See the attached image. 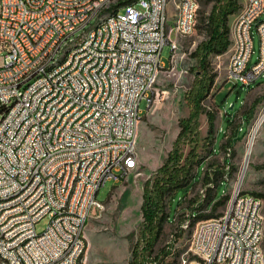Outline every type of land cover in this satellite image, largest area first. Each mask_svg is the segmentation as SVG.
I'll use <instances>...</instances> for the list:
<instances>
[{
	"label": "built area",
	"instance_id": "obj_1",
	"mask_svg": "<svg viewBox=\"0 0 264 264\" xmlns=\"http://www.w3.org/2000/svg\"><path fill=\"white\" fill-rule=\"evenodd\" d=\"M177 0H0V264H83L84 229L102 185L137 157L132 127L154 91ZM199 0H184L182 36ZM118 7L108 18L107 8ZM264 0H246L231 29L230 77L264 75ZM260 52L254 53V32ZM72 66L50 72L64 47ZM37 59H48L46 68ZM10 107V114H3ZM262 197L240 189L201 219L181 264H264ZM50 216L46 229L36 224Z\"/></svg>",
	"mask_w": 264,
	"mask_h": 264
},
{
	"label": "rangeland",
	"instance_id": "obj_2",
	"mask_svg": "<svg viewBox=\"0 0 264 264\" xmlns=\"http://www.w3.org/2000/svg\"><path fill=\"white\" fill-rule=\"evenodd\" d=\"M240 2L244 4V0ZM199 3L197 25L191 35L182 36L177 33L175 20H169L170 37L175 41V46L165 45L161 57L164 66L160 69L154 91L150 94L151 100L148 102L144 98L141 102L136 167L119 182L111 179L101 186L98 199L105 202V209L93 208L92 216L86 223L84 234L87 251L83 264H129L132 259V249L137 241V228L143 219L141 205L145 181L167 158L180 131V121L190 113L186 94L198 75L195 70L197 60L193 52L198 44L208 37L206 17L214 1L199 0ZM239 12L240 10L229 16L231 29ZM174 17L175 8L172 10V18L175 19ZM262 18L264 19V14ZM254 35L251 63L257 60L260 52V38L256 30ZM209 60L217 76L203 102L205 111L200 117L197 140L184 145L186 154L196 146L200 162L195 165L193 174L196 176L191 178L188 187L166 197L163 208L164 231L156 244L155 254L171 243L174 244L164 264H181L183 253L189 251L191 246L197 223L207 217L196 219L192 215L191 207L196 203L193 200L200 199L206 189L202 179L204 171L210 165L225 169L217 195L218 198L228 195V198L215 210L211 207L201 209L202 215H221L231 202L234 192L239 189L243 192L262 193L264 200V120L256 133L245 168L247 148L253 129L264 112V75L251 86H247L228 77L230 61L228 50L220 54H211ZM258 98L261 100L253 110V118L245 122V113L252 108ZM232 103H235L234 107L228 114L227 110ZM208 111L216 115L213 143L207 139ZM227 117L232 119V124L227 121ZM237 128L239 133L236 136ZM231 137L236 138L233 147L230 149L224 147ZM201 164L203 167L196 174L197 166ZM262 211L264 214V203ZM49 222L50 216H44L36 224L38 232L46 229ZM180 232L182 236L176 240Z\"/></svg>",
	"mask_w": 264,
	"mask_h": 264
},
{
	"label": "trees",
	"instance_id": "obj_3",
	"mask_svg": "<svg viewBox=\"0 0 264 264\" xmlns=\"http://www.w3.org/2000/svg\"><path fill=\"white\" fill-rule=\"evenodd\" d=\"M213 1V7L206 17L208 37L200 42L193 52V56L197 60L195 70L198 75L193 86L186 94L190 113L180 121V131L167 158L145 181L141 205L143 219L137 228V241L132 249V259L129 264H164L174 244L171 243L155 254L156 244L164 231L165 215L163 214V208L166 197L173 192L177 193L180 189H186L190 184L191 178L196 176L193 171L195 165L200 162L196 146L186 154L184 145L197 140L200 117L205 111L203 102L209 95L217 76V73L211 68L209 57L213 53L220 54L228 50L231 43L229 16L243 8L240 0ZM260 100L259 98L256 99L252 108L245 113V122H249L253 118V110ZM227 112L228 114L231 113L230 105ZM207 118L209 123L207 139L210 143H213L215 139L216 115L208 111ZM227 121L232 124L231 118L227 117ZM235 133L237 136L239 128L235 130ZM235 141L236 138L231 137L223 146L230 149ZM202 167V164L197 166L198 171L196 174ZM224 174L225 169L214 168L213 165H210L204 171L202 181L206 189L200 199L193 200L196 203L191 207L192 215L196 219H201L203 216H207L205 218L213 217L214 215L212 214L202 215L200 210L209 207L215 210L218 206L225 203L228 195H222L219 198L217 195V190ZM250 193L260 197L263 196L262 193L255 191ZM180 236H182L181 232L177 234L176 240Z\"/></svg>",
	"mask_w": 264,
	"mask_h": 264
},
{
	"label": "bare ground",
	"instance_id": "obj_4",
	"mask_svg": "<svg viewBox=\"0 0 264 264\" xmlns=\"http://www.w3.org/2000/svg\"><path fill=\"white\" fill-rule=\"evenodd\" d=\"M174 8H175V17H174L175 18V29L177 33H180L178 29H179V25H183L182 8H184V0H177V6H175ZM197 15H198L197 11H190V21L196 22L195 26L192 28V33L196 29ZM2 16H3V9H0V20ZM107 16L108 18L118 17V7H108ZM166 32L168 33V36L170 37L169 22L166 25ZM180 35L182 34L180 33ZM173 43L175 44V41H173ZM73 53H74V46L64 47V51H60L59 58L55 59V64H50V72H57V68H64L66 66H72ZM37 66H39V68H46V66H48V59H37ZM228 77H230V72L228 74ZM0 83H1V76H0ZM3 114H10V107H3ZM263 120H264V112L258 118L256 125L253 129V135L249 141L248 148H247L248 154H247V159L245 162V168L248 163V157L253 149L256 133L261 127ZM140 121H141V117H136L134 127H132V141H137ZM136 163H137V157H134L132 161V168L136 167ZM243 175H244V171L240 177V181H239L240 183L242 182ZM261 230H264V223H261ZM193 238H194V234H193Z\"/></svg>",
	"mask_w": 264,
	"mask_h": 264
},
{
	"label": "water",
	"instance_id": "obj_5",
	"mask_svg": "<svg viewBox=\"0 0 264 264\" xmlns=\"http://www.w3.org/2000/svg\"><path fill=\"white\" fill-rule=\"evenodd\" d=\"M234 104H235V103H232V104L230 105V109H233Z\"/></svg>",
	"mask_w": 264,
	"mask_h": 264
},
{
	"label": "crops",
	"instance_id": "obj_6",
	"mask_svg": "<svg viewBox=\"0 0 264 264\" xmlns=\"http://www.w3.org/2000/svg\"><path fill=\"white\" fill-rule=\"evenodd\" d=\"M240 1H241V0H240ZM245 1H246V0H244V4H245ZM244 4H243V6H244ZM140 122H141V121H140Z\"/></svg>",
	"mask_w": 264,
	"mask_h": 264
}]
</instances>
